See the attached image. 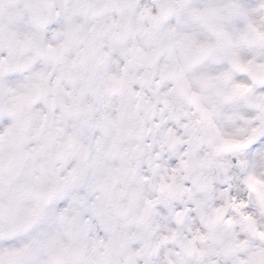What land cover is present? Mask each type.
I'll return each mask as SVG.
<instances>
[{"label":"clouds","instance_id":"9594fccd","mask_svg":"<svg viewBox=\"0 0 264 264\" xmlns=\"http://www.w3.org/2000/svg\"><path fill=\"white\" fill-rule=\"evenodd\" d=\"M0 264H264V0H0Z\"/></svg>","mask_w":264,"mask_h":264}]
</instances>
